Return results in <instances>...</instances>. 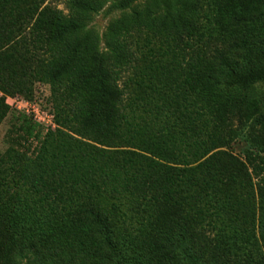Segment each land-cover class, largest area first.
<instances>
[{"label":"trees","instance_id":"trees-1","mask_svg":"<svg viewBox=\"0 0 264 264\" xmlns=\"http://www.w3.org/2000/svg\"><path fill=\"white\" fill-rule=\"evenodd\" d=\"M109 1L0 0V264H264V0H143L101 48ZM220 22L255 30L213 49ZM34 82L46 133L6 104Z\"/></svg>","mask_w":264,"mask_h":264},{"label":"rangeland","instance_id":"rangeland-1","mask_svg":"<svg viewBox=\"0 0 264 264\" xmlns=\"http://www.w3.org/2000/svg\"><path fill=\"white\" fill-rule=\"evenodd\" d=\"M141 2H143V0L133 2L130 5V8L128 9H122L118 7L116 0L109 1L99 12L93 15L91 22L86 27V30H91L98 34L100 39V47L103 48L105 45L104 38H105L106 30L110 22L121 17L125 13L131 12L132 9ZM237 2L240 6L243 7H247L249 4L248 7L251 8L252 4H254L256 0H252L251 2L250 0H238ZM43 5H47L52 8H56L66 12V0H44ZM220 17L221 15L219 13H214L215 19ZM220 28L223 32H226L225 24H223L222 22H220ZM254 30L255 29L253 27H249L245 30H237L235 32H230L229 30H227V32L223 36L218 34L213 36L209 46L212 47L213 49L215 48V46H217L218 48H224L229 38H237L238 36L249 34ZM132 40H134L135 42V44L133 45V50L140 64L148 63L149 61H151V59L155 58L153 57L151 50V48H155V47L152 43H149V38L145 34V32L136 33ZM250 93H252L255 96V98L259 101L260 106L264 111V83H259L253 86V88L250 90ZM7 97H19L20 99H24L29 102H32L33 104L39 105L41 108L42 107L46 109L50 108L54 113L55 102L51 97V89L47 83L34 82L30 85H20V90L17 93V95L6 96V99ZM10 109L13 114L19 113L14 108H10ZM10 121H11V115L7 116L0 125L1 153H3L8 147L6 142V135L11 126ZM234 126L235 124L233 125V128ZM43 131L44 133L47 132V130H43ZM27 145L28 144H26V146ZM243 146H244L243 142H236L232 145V149L235 153L241 156Z\"/></svg>","mask_w":264,"mask_h":264},{"label":"built area","instance_id":"built-area-1","mask_svg":"<svg viewBox=\"0 0 264 264\" xmlns=\"http://www.w3.org/2000/svg\"><path fill=\"white\" fill-rule=\"evenodd\" d=\"M6 104L10 108L16 109L19 113L32 117L44 130H54L57 127L54 113L50 108H41L39 105L19 97H7Z\"/></svg>","mask_w":264,"mask_h":264}]
</instances>
